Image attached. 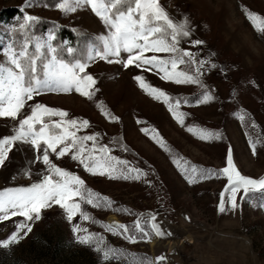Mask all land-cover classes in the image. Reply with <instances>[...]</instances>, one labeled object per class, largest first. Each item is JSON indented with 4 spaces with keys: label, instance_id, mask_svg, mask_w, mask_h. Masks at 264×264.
I'll return each mask as SVG.
<instances>
[{
    "label": "rangeland",
    "instance_id": "1",
    "mask_svg": "<svg viewBox=\"0 0 264 264\" xmlns=\"http://www.w3.org/2000/svg\"><path fill=\"white\" fill-rule=\"evenodd\" d=\"M57 2L32 0L25 6L26 0H0V11L15 7L21 13L12 23L0 18V62L6 60L4 51L9 45L18 51L28 41L29 52H34L35 40H46L50 33L54 36L51 44L56 48L54 27L84 31L94 37L107 34L104 23L90 7L65 13L55 6ZM159 3L174 21L187 19L191 35L182 38L180 47L196 53L197 59L208 61L199 76L204 87L162 80V73L156 69L143 71L135 66L125 69L122 64L96 59L86 69L97 81L94 88L99 89L93 100L73 91L43 92L28 101L29 106L40 103L67 111L69 118L87 119L89 126L80 129L77 135L99 134L93 153L97 159L102 155L99 147L107 146L110 149L107 156L126 160L128 168H139L146 175L135 179L136 173H128L115 160L112 163L129 179H123L120 171L113 173L118 177L115 179L107 174L92 175L70 155L58 159L49 150L54 164L79 176L85 182L84 188L107 197L112 205L102 203L101 207H93L77 198L90 219L84 220L77 213L72 221L57 204L42 209L41 219L26 222L32 229L27 235L22 232L23 238L18 242L0 247V264H129L132 257L128 253L153 261L165 257L159 264H264V191L250 192L241 199L244 196L241 190L236 194L238 206L232 209L226 205L228 210L220 213L217 206L227 178L213 175L200 179L197 174L196 182L189 184L173 163V159L183 158L181 164L185 169L196 165L216 171L226 166L231 149L234 164L242 175L264 177V33L253 28L244 12L248 9L264 17V0H159ZM25 15L36 18L27 21L31 23V37H25L24 30L19 29L20 23H27L23 20ZM192 40L204 43L194 47ZM157 55L167 58V54ZM126 57L127 53H122L121 59ZM178 69L195 74L191 65H179ZM136 75L166 92L171 104L180 101L176 110L185 114L183 125L173 118L168 105L139 87L133 79ZM205 91L212 99L198 103ZM100 101L119 119L105 118L96 107ZM29 111L30 107L24 110L25 114ZM45 119L58 121L60 117ZM189 126L219 134V138L201 140L187 131ZM16 127L17 122L11 118H0V138L14 134ZM142 128L149 129V133L142 132ZM151 129L159 133L168 151L151 138ZM250 140L255 143V155ZM85 144L93 148V142ZM37 155L42 152L33 149L30 143L15 142L0 166V191L40 182L47 166L37 162ZM184 161L188 164L184 165ZM153 214L155 223L171 232V236L153 235L150 242L130 243L105 227L132 226L137 218H149L146 227L150 231ZM22 221L24 218L17 216L0 222V241ZM73 226L80 230L74 233ZM92 234L103 237V243L96 239L80 243L77 239ZM167 242L175 243L174 247L167 248ZM98 246L121 250L123 255L117 252L105 259L103 251L96 250Z\"/></svg>",
    "mask_w": 264,
    "mask_h": 264
},
{
    "label": "snow or ice",
    "instance_id": "2",
    "mask_svg": "<svg viewBox=\"0 0 264 264\" xmlns=\"http://www.w3.org/2000/svg\"><path fill=\"white\" fill-rule=\"evenodd\" d=\"M31 2L32 0H26L25 6H29ZM55 6L65 13L75 12L78 8L85 6L90 7L104 23L107 34L95 37L85 46L84 54L80 57L74 55L76 50L71 47L67 48L68 54L72 56L71 60H65L57 54L56 48L51 44L54 39L51 33L46 40H35L34 52H29L30 43L28 41L18 51L15 50L14 45H9L5 49L6 60L0 62V118H11L17 122V127L14 129V134L0 138V166L5 163L15 142H24L30 143L33 149L42 152V155H37L36 160L47 166V172L38 183H33L28 187L5 188L0 191V222L17 216L24 218V221L16 223L15 230L5 240L0 241V247H8L11 243L22 239L23 235H27L32 229L31 225L26 222L41 219L42 209L51 207L53 204L59 205L64 210L69 221H72L77 213L84 220L90 219L88 213L83 211L81 204L76 202L77 198L93 207H101L102 203L109 207L112 205V201L107 197H101L93 193L91 189L84 188L85 182L79 176L54 164L50 160L49 150L58 159L70 155L72 160H78L92 175L107 174L110 179L118 178L113 175L120 171L112 163L114 160L117 164L125 166L128 173H136L135 179L146 175L139 168H128L126 160H117L116 157L107 156L106 154L110 151L107 146L99 147L98 151L102 155L97 159L93 153L97 150L95 142L99 134L77 135L80 129L89 126L87 119L69 118L67 111L40 103L29 106L28 101L43 92L70 94L73 91L90 101L93 100L99 89L94 88L97 81L86 69L89 63L96 59L107 63L122 64L125 69L129 66H135L143 71L156 69L158 73H162L160 75L162 80L176 84L196 83L204 87L199 76L208 61L197 59L196 53L180 47L182 38H188L191 35L187 19L182 22L174 21L161 6L159 0H58ZM21 11L23 12L24 9L22 8ZM244 12L253 28L259 33H264V17L248 9H244ZM35 19L28 15L23 17L25 22ZM26 26V23H20L19 29L24 30ZM13 31L15 32L16 29ZM203 43L201 40L191 41L194 47ZM122 53H127L126 59H121ZM147 53H152V55H147ZM157 54H167V58ZM179 65L194 66L195 74L179 70ZM133 79L138 82L139 87L146 94L168 105L173 118L183 125L185 114L176 110L179 108V100H176L175 105L171 104L168 94L148 84L142 75H136ZM202 95L203 99L198 100V103L212 99L207 91ZM26 107H30L27 114L24 112ZM96 107L105 118L111 121L119 119L110 114L103 101L96 103ZM57 116L60 117L58 121L45 119ZM240 118L244 119L243 116ZM141 131L148 134L150 130L142 128ZM187 131L197 135L201 140L219 138V134L193 126H189ZM151 132L153 133L151 138L165 151H168L159 133L155 129H151ZM88 141L93 142L92 149L86 146L85 142ZM250 146L255 155V143L251 140ZM182 159H173V163L181 169L182 175L189 184L196 182L197 174L200 179L211 178L213 175L217 177L222 175L227 178V184L220 192V201L217 206L220 213L228 210L226 205H230L232 209L238 206L236 194L241 190L244 192L241 199L247 198L250 192L264 191V177L254 179L242 175L234 164L231 149L226 157V166L216 171L199 168L196 165L185 169L181 164ZM187 164L188 162L184 161V165ZM120 175L123 179L130 178L123 171H120ZM116 210L120 211V209ZM150 221V231L146 227L149 218H137L132 226L114 224L105 227L113 234L122 235L130 243H136L138 240L150 242L153 235L158 238L172 235L171 232H165L159 224L155 223L154 214L150 216ZM117 229L122 231L117 232ZM79 230L78 226H73L74 233ZM22 232L23 235H21ZM77 239L80 243H89L93 239L100 244L103 243V237H97L95 234L79 236ZM96 250L103 251L105 259H108L110 254L115 256L117 252L123 255L121 250L111 248L102 249L98 246ZM127 255L132 257L129 264H159L165 259L160 256L153 261L147 257L136 258L133 253Z\"/></svg>",
    "mask_w": 264,
    "mask_h": 264
},
{
    "label": "trees",
    "instance_id": "3",
    "mask_svg": "<svg viewBox=\"0 0 264 264\" xmlns=\"http://www.w3.org/2000/svg\"><path fill=\"white\" fill-rule=\"evenodd\" d=\"M21 16L20 10L15 7H6L0 11V18L3 21L12 23L17 20ZM31 23H26V28L24 29L23 34L25 37H31L32 32L30 29ZM45 27L47 26L44 25ZM53 32L56 33L55 46L57 50V54L64 58L65 60H71L72 56H70L67 52V48L71 47L76 50L74 55L76 57H80L84 54L85 46L94 40V36L90 33L84 31H77L70 28L64 27H54ZM33 44H31L32 47Z\"/></svg>",
    "mask_w": 264,
    "mask_h": 264
},
{
    "label": "bare ground",
    "instance_id": "4",
    "mask_svg": "<svg viewBox=\"0 0 264 264\" xmlns=\"http://www.w3.org/2000/svg\"><path fill=\"white\" fill-rule=\"evenodd\" d=\"M175 243H171V242H167L166 243V247L167 248H171V247H174Z\"/></svg>",
    "mask_w": 264,
    "mask_h": 264
}]
</instances>
